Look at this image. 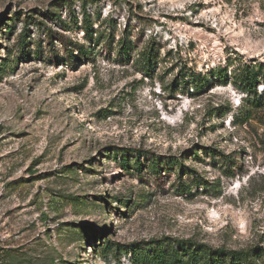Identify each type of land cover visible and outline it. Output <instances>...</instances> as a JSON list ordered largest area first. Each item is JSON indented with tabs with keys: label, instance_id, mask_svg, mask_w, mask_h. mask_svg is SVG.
<instances>
[{
	"label": "rangeland",
	"instance_id": "1",
	"mask_svg": "<svg viewBox=\"0 0 264 264\" xmlns=\"http://www.w3.org/2000/svg\"><path fill=\"white\" fill-rule=\"evenodd\" d=\"M64 2L0 0V264H131L129 244L162 237L264 246V105L234 82L264 64V0ZM84 3L111 45L47 14L70 24ZM77 42L93 60L69 59Z\"/></svg>",
	"mask_w": 264,
	"mask_h": 264
},
{
	"label": "trees",
	"instance_id": "2",
	"mask_svg": "<svg viewBox=\"0 0 264 264\" xmlns=\"http://www.w3.org/2000/svg\"><path fill=\"white\" fill-rule=\"evenodd\" d=\"M70 0H66L67 11H70ZM86 3L82 5L81 19L79 20L73 14H69L71 18L70 24L67 19L62 18L58 12L50 14L52 19H55L65 30H70L72 27L81 29L85 34L88 42L101 43L105 42L111 45L112 35L105 31L93 28L95 21L100 22L97 16H92L86 11ZM23 43V39L20 40ZM95 44V45H96ZM126 37L118 42L117 54L121 56L124 53H129V50L134 46L130 45ZM74 48L68 49L69 59L77 58L79 60L85 59L87 61L93 60L94 49L91 46L75 43ZM154 47H146L138 51L137 56L133 57L136 64L142 66L145 70L152 67V62L156 61L158 55L155 53ZM76 52V54H74ZM190 83L198 86L205 84V77L200 73L190 75L188 74ZM185 78V77H184ZM234 82L239 89L245 92L246 100L255 108L256 106L264 105V94H258L257 86L264 85V64H243L238 68L234 75ZM250 115L247 117V119ZM139 152H135L132 164L126 156L120 158V165L125 170H140ZM155 159L150 162L148 166L155 171ZM183 167L182 164H180ZM111 243L104 244L101 255H108L111 250ZM118 249V247H117ZM125 251L130 255L131 264H264V246L249 247L240 249H228L223 246H214L212 244L197 241L192 238L178 239L171 237H162L159 239H150L143 242H133L126 247Z\"/></svg>",
	"mask_w": 264,
	"mask_h": 264
}]
</instances>
